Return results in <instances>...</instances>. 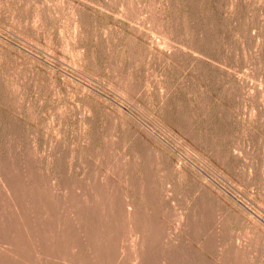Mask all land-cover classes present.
<instances>
[{
  "label": "rangeland",
  "instance_id": "rangeland-1",
  "mask_svg": "<svg viewBox=\"0 0 264 264\" xmlns=\"http://www.w3.org/2000/svg\"><path fill=\"white\" fill-rule=\"evenodd\" d=\"M95 201L118 264L130 212L151 264H264V0H0V256L71 206L89 264Z\"/></svg>",
  "mask_w": 264,
  "mask_h": 264
},
{
  "label": "bare ground",
  "instance_id": "bare-ground-1",
  "mask_svg": "<svg viewBox=\"0 0 264 264\" xmlns=\"http://www.w3.org/2000/svg\"><path fill=\"white\" fill-rule=\"evenodd\" d=\"M100 203L95 201V203L93 202L94 207H89V211L95 214L94 216L90 217L89 226L85 225L84 223H78V222H77V225L79 229H85L86 231L85 236L87 237L88 243L90 242V245L92 246L90 257H91V262H93V264H118L119 255L117 254V251L115 250V234H114V230L116 229V224H115V221L112 220L111 218H110L109 223L108 221L105 222L103 220L104 215L108 218L109 210H104L102 212V210L99 209ZM1 211L5 213V212H8L9 210L4 208V209H1ZM59 212L60 210L58 211V215H56L55 211L54 212L52 210L47 211L46 213H43L42 220L40 219L41 222H37L36 226L33 223L27 227V230H28L27 233L33 234L34 235L33 239H36V240L38 239L41 242L43 249L45 251V257L40 264H60V262L67 261L69 259L66 253L67 248H70V247L75 248V249L79 248L78 242H76L75 244L66 243L65 235H64L65 231L62 228L63 226L62 217L66 215L67 213L68 214L75 213L74 210L72 209L71 206H69V208L63 211L61 215H59ZM100 213H102L103 215L100 216L99 215ZM130 214H131L130 225L132 229L131 235L133 236L132 238L135 240V243H134L135 249L131 252V254H129L130 257L128 261L129 262L131 261V264H151V261H152L151 255L153 254V251L149 249V246L147 244V241H149V237H148V232L145 231L147 229L146 223L143 224L144 222L138 219L134 212H130ZM37 233H40V235H38ZM143 236L145 237L143 238ZM0 245H2L1 242H0ZM76 250L78 252H81L79 249H76ZM0 259H1L0 264H11V262L10 263L8 262L9 258L0 256ZM164 261L166 264H169V263L173 264V262L169 260H168L169 261L168 263L167 259H165ZM175 261H177V259ZM91 262H89V264H92ZM29 264H33V263H29Z\"/></svg>",
  "mask_w": 264,
  "mask_h": 264
}]
</instances>
